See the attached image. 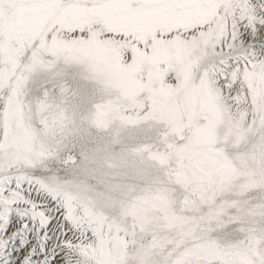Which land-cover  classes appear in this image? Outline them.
I'll list each match as a JSON object with an SVG mask.
<instances>
[{
    "label": "snow or ice",
    "instance_id": "obj_1",
    "mask_svg": "<svg viewBox=\"0 0 264 264\" xmlns=\"http://www.w3.org/2000/svg\"><path fill=\"white\" fill-rule=\"evenodd\" d=\"M128 22L167 28L171 39L178 33L199 87L213 94L221 80L231 88L241 79L244 103L252 100L234 119L217 104L228 131L222 138L213 131L203 152L222 163L183 184L177 171L171 186L192 214L166 201L177 213L167 227L181 226L166 244L144 216L142 264L166 248L163 264H215L218 251L230 257L226 264H264V148L257 151L264 103L252 88L254 78L264 81V0H0V264H70L69 254L98 246L103 215L62 177L78 175L99 140L116 166L141 173L147 187L161 175L169 154L151 151L150 114L128 109L92 52ZM105 102L116 118L96 128ZM257 158L260 166L250 165ZM66 159L71 168L60 167Z\"/></svg>",
    "mask_w": 264,
    "mask_h": 264
},
{
    "label": "bare ground",
    "instance_id": "obj_2",
    "mask_svg": "<svg viewBox=\"0 0 264 264\" xmlns=\"http://www.w3.org/2000/svg\"><path fill=\"white\" fill-rule=\"evenodd\" d=\"M168 31L167 28L154 29L144 23L128 22L124 27L114 31V35L111 34L115 38L94 45L92 52L102 69L107 86L118 94L130 111H140L141 114L149 113L151 119L158 115L160 116L158 120H161L165 114L178 113L175 120L178 119L183 127L178 135L173 138L153 139L151 137L148 142L152 145L153 154H171L167 163L178 166V170H182L181 183L183 184L195 173L210 169L205 164V160L211 155H205L203 152L210 134L214 131L218 137L222 138L228 130L223 122L224 117H221L217 110L215 97L209 101H196L197 88L194 93L189 94L187 89L191 87L193 80L189 76L192 72L189 67V50L185 46L183 37L177 33L176 38L171 39L167 35ZM162 32L165 34L163 38H161ZM118 39H121L123 41L121 43L126 46L125 59L120 47L113 44ZM140 75H143L144 84L137 82ZM170 75L175 76L173 83L164 80ZM252 88L256 92L257 101L264 103V81L258 77L254 78ZM241 89L243 93L248 92L246 87L241 86ZM2 94L3 92H0V95ZM170 99L174 102L173 108L166 104ZM251 103L252 100L249 97V107ZM184 108H186L185 111H183ZM96 111L97 116L94 122L96 128L102 129L116 118V113L106 102L99 105ZM212 122H216L215 129L211 127ZM104 160L110 167L117 169L116 172L123 177L125 187L121 188L116 196L119 201L127 196L129 187H137V190L147 187L146 183L137 185V177L141 176V173L132 174L125 170L121 172L110 153L104 155ZM69 161L66 159L64 166L71 168ZM127 216L131 218V223H128ZM143 217L141 207L129 208L124 212L122 220L116 224V229L119 231L112 229L109 232L117 238L122 235L119 240H125L124 238L130 240L126 248L131 247L132 251L122 250L125 264H130L131 256H134V264H142L143 258L139 253V248L143 243L141 237L145 235L140 231ZM124 231H128L127 236L123 233ZM133 233H135V243L131 242ZM118 247L117 243L104 251H101L99 247L93 248L94 251L90 250L96 259L95 264H119L117 262L119 257L114 253ZM127 252H132V254ZM167 252V248L155 250L149 264H163Z\"/></svg>",
    "mask_w": 264,
    "mask_h": 264
},
{
    "label": "clouds",
    "instance_id": "obj_3",
    "mask_svg": "<svg viewBox=\"0 0 264 264\" xmlns=\"http://www.w3.org/2000/svg\"><path fill=\"white\" fill-rule=\"evenodd\" d=\"M203 71V69L201 70ZM209 79L211 81H216V76L211 72V69H208ZM198 86V83H197ZM199 87V86H198ZM201 88V87H199ZM224 88H229L227 85H224ZM202 90L208 92L207 89L201 88ZM213 95L215 101L222 108L225 109V118H236L239 112L244 111L239 104L236 108H233L232 104L229 102V95L224 92L223 88L220 85H213ZM234 100V97H232ZM51 116V114H49ZM264 148V144H261L257 151L260 152ZM171 156V154H169ZM222 163V159L215 154L208 156L205 160V164L209 166L210 169H218ZM250 165L259 167L260 159L257 158L255 161L250 160ZM178 171V166H172L166 163L161 169V175L155 179L150 187L140 188L133 194V188L129 187L127 189V196L124 200L119 201L117 205H109L105 202L100 201L95 192L92 190L95 186H89L83 179L78 175L74 177H62L67 178L72 181L73 190H78L87 195L90 199L94 200L95 210L102 214L106 222H111L112 224L119 223L123 216L124 212L129 208L141 207L143 209V214L146 216L154 225V231H156V237L159 239L161 244H166L170 242L175 236L181 231V226L178 223L173 222L171 228L167 227L169 219L171 216L176 215L177 213L171 211L169 204L167 202L179 201L177 208L180 209V214L190 216L191 211V202L186 204L179 196L176 195L175 188L171 185L176 181V174ZM182 173V170H179ZM170 176L172 177L170 179ZM182 179V175L180 176ZM114 183H123L124 180L118 175L113 176ZM137 189V187H135ZM166 217L168 219H166ZM145 237L142 236L141 239ZM230 257L227 256V253L224 251H218V254L214 257L215 264H226V261ZM70 264H77V257L69 254L68 256Z\"/></svg>",
    "mask_w": 264,
    "mask_h": 264
},
{
    "label": "rangeland",
    "instance_id": "obj_4",
    "mask_svg": "<svg viewBox=\"0 0 264 264\" xmlns=\"http://www.w3.org/2000/svg\"><path fill=\"white\" fill-rule=\"evenodd\" d=\"M112 34L114 35V33ZM163 37H165V34L162 32L161 38ZM112 38H115V37L112 36ZM121 42L123 41L121 39H118L117 41L115 40L113 44L115 46L120 47L122 55L124 56L123 58L125 59L127 55L125 52L126 46L123 45ZM166 74H169V73H166ZM142 76L143 75L138 76V79H137V82L140 84H144ZM189 76L190 78L193 79L191 87L187 89L189 94L194 93L195 89L197 88L198 94L195 97L196 101L202 100V102H204L205 100L207 101L212 100L214 95L202 90L201 88L197 86L198 78L194 76V73L191 72ZM165 78L166 79L164 78L163 79L166 80L167 82L173 83L175 76L170 75V77L166 76ZM69 79H72V77L70 76ZM194 79L197 80V83L193 82ZM73 83H75V81H73ZM241 84L243 83L241 82L240 79H238L231 88H224L223 85H225V82L223 80L220 81V86L223 88L224 92H226L229 95V102L232 104L233 108H236L237 103L235 100L232 99V97L239 96L240 97L239 105L241 106V108L243 110L250 111V107L248 103H244V101H242L244 98V95L242 94L243 91L241 89V86L246 87V89H248V87H247V84H243V85ZM166 104L170 108L174 107V102L171 99L168 100ZM185 109L186 108H184L183 111H185ZM177 114L175 112H173L172 114H165L162 116L163 118L161 120H158L160 118V116L158 115L150 119L147 126L150 128L151 137L153 139H156V138L159 139V138H164V137L173 138L174 136L178 135L179 132L183 130V127H182L181 122H179L178 119L175 120V117ZM114 147L116 148L117 151L119 150L118 146L114 145ZM89 152H90V160L85 167L78 170V176L81 179H83L89 186H92V185L95 186L92 190L95 192L96 197L100 201L105 202L109 205L119 206L118 204L119 200L116 199V196H117L118 191L121 188L125 187V183H114L113 182L114 175H118L120 177H122V175L117 173L116 172L117 169L110 167V165L104 160V155L109 154L108 152L105 151V141L101 139L98 142H96L89 149ZM69 163L71 165L70 167H72L71 161H69ZM60 167L64 168L65 166L64 164H62L60 165ZM119 169L121 170V172H124V169L120 167ZM143 183H145L143 175L137 177V185L143 184ZM127 218H128L127 219L128 223H131L132 222L131 218L128 216ZM112 229L117 230L116 224H112L111 222H106L105 220H103L102 224L99 226V231L101 232L102 235L97 237V245H98L97 247H99L101 251H104L105 249L111 248V246H114L115 244L118 243L119 247L116 249V251H114V253L119 257V261L117 260V262L119 264H125L124 259H123L122 250L132 251L131 247L128 249L126 248V244L130 243V240L126 238H124L125 240L123 239L119 240V238L122 235L119 238H117L114 234H109V232ZM123 233L124 234L128 233V231H124ZM101 239L103 240V243L100 242ZM90 250L94 251L93 248L84 249L82 255L77 257V260L83 262V264H95L96 259L94 255L90 252ZM128 254H132V252H129ZM129 263L134 264V256L130 257Z\"/></svg>",
    "mask_w": 264,
    "mask_h": 264
}]
</instances>
